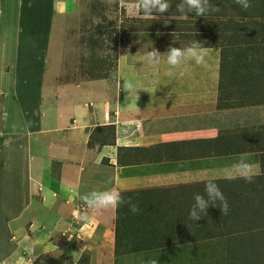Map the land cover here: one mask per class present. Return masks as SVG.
<instances>
[{
  "label": "crops",
  "instance_id": "obj_1",
  "mask_svg": "<svg viewBox=\"0 0 264 264\" xmlns=\"http://www.w3.org/2000/svg\"><path fill=\"white\" fill-rule=\"evenodd\" d=\"M77 5L0 0V59L8 61L14 52L4 49L15 47L12 38L30 49L43 40L57 54L60 25L66 26ZM189 40L196 44L187 38L174 46ZM197 43L202 45L200 38ZM214 48H149L124 58L128 65H119L114 81L70 78L56 84V65L50 64L57 60L35 56L41 67L48 65L37 78H18L24 109L0 118V174L19 197L15 211L14 197L0 191V264H34L47 251L60 253V240L66 254H76L75 245L93 254L97 243L111 238L119 201L148 200L167 223L171 219L161 208L191 202L192 191L208 185L232 189L234 180L264 174V104L250 106L249 92L238 103L229 88L216 87ZM142 56H148L143 67L136 61ZM11 77L3 73L0 86ZM1 103L8 105L4 96ZM63 207L70 214L64 216ZM91 208H97L95 217Z\"/></svg>",
  "mask_w": 264,
  "mask_h": 264
},
{
  "label": "rangeland",
  "instance_id": "obj_2",
  "mask_svg": "<svg viewBox=\"0 0 264 264\" xmlns=\"http://www.w3.org/2000/svg\"><path fill=\"white\" fill-rule=\"evenodd\" d=\"M153 2L157 3L78 0L73 17H69L66 26L60 25L63 34L58 39L57 54L48 50L43 40L30 49L12 38L15 47L4 49L14 52L8 61L6 57L0 59V76H12L9 83L0 86V103L3 96L8 103L5 108L0 104V118L24 109L22 90L16 82L18 78H37L38 69L47 67L48 64L39 65L35 56L40 53L57 60L50 64L51 68L56 65V84L70 78L74 82L77 78L101 77L114 81L119 65H128L124 58H132L138 52L150 53L149 48L164 52L178 47H215L219 53L216 87L229 88L238 103H242L240 96L246 98L244 93L249 92L250 106L264 104V0H174L169 4H149ZM151 14L160 17L151 18ZM187 38L195 39L196 44L189 40L185 45L174 46ZM198 38L202 45L197 43ZM144 57L148 56L136 61L142 65ZM32 125L33 122L28 127ZM19 159L18 174L23 166L22 157ZM231 184L232 189H225L227 185H208L207 190L192 191L191 202L184 200L178 204L181 207L161 208L171 219L167 223L162 214L158 217V205L148 200H141L139 205L136 199L126 204L119 201L111 223V238L97 243L93 254L82 245H75L76 254H66L60 240V253L47 251L34 264H264V174ZM0 191L14 197L17 211L16 186L12 194L11 181L4 174H0ZM68 209L61 208V213L70 214ZM90 210L95 217L97 208ZM66 255L73 259L68 261Z\"/></svg>",
  "mask_w": 264,
  "mask_h": 264
}]
</instances>
